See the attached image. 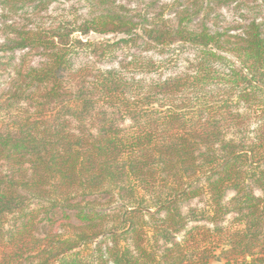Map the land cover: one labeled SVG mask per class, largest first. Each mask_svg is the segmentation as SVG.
<instances>
[{"label":"trees","instance_id":"16d2710c","mask_svg":"<svg viewBox=\"0 0 264 264\" xmlns=\"http://www.w3.org/2000/svg\"><path fill=\"white\" fill-rule=\"evenodd\" d=\"M55 1L0 0V264H264V0H174L167 18L79 0L87 15L42 21ZM231 4L250 14L211 26Z\"/></svg>","mask_w":264,"mask_h":264},{"label":"rangeland","instance_id":"374dc122","mask_svg":"<svg viewBox=\"0 0 264 264\" xmlns=\"http://www.w3.org/2000/svg\"><path fill=\"white\" fill-rule=\"evenodd\" d=\"M114 2L117 5H122L126 7L129 10L139 11L143 12L145 8L149 7L152 5V7H149L150 9L152 8V11L154 12H162L163 13V18L167 17H172L169 16L168 10L166 6H170L174 0H114ZM259 6L254 8L255 14H262L264 13V5L258 3ZM89 5L80 2L79 0H57L53 2L52 4L49 5L47 11L42 14V21L46 20V17L48 16H58V15H68L69 18H78L79 15H87V9H89ZM169 8V7H168ZM250 12L248 11V14L246 13V10L244 9H239L233 4L224 7L220 10H216L215 12L212 13L210 19H208L210 22L209 24L214 27L218 28H234L236 27L237 23H239L240 19L242 18V15H249ZM27 18L26 17H15V20L19 22L20 24H25L27 23ZM238 30V28H236ZM2 33L0 31V39L2 38ZM107 37V36H105ZM108 37H111V35H108ZM88 38L92 41H101L103 40L104 37H101L97 34L90 33L88 35ZM16 61L17 57H19L20 52H16ZM153 55L156 59H162L165 58V56H157L152 51H145L142 49H129L127 52L119 51L117 54V60H129L131 55ZM193 51L192 50H187L185 53L181 54L179 56L178 61L175 64H169L170 66L167 68V70H164L162 72L163 75H169V74H175L180 71H184V67L186 66V56H192ZM39 57L36 55L30 56V63H35L37 62ZM117 60L115 61H108L104 58L97 57L94 55L93 52H81L78 55L75 56V64L80 65V64H87L91 68H105V67H110V66H116L117 65ZM7 70H1L0 69V103L1 100L6 101L7 98V91L11 87V77L13 75V72L6 67ZM16 114V108H11V110L8 113H5L6 116L11 117ZM59 217V214L57 215V220L53 225L47 223V221H39L38 222V231L40 230H51V231H62L64 227H62V224L66 221L64 218ZM72 223H77V221L72 217L70 220Z\"/></svg>","mask_w":264,"mask_h":264}]
</instances>
